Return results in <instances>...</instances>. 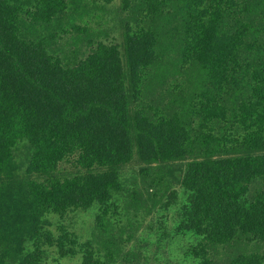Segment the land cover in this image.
<instances>
[{"label": "trees", "instance_id": "obj_1", "mask_svg": "<svg viewBox=\"0 0 264 264\" xmlns=\"http://www.w3.org/2000/svg\"><path fill=\"white\" fill-rule=\"evenodd\" d=\"M92 8L0 0V264L76 255L49 217L108 211L134 160L180 178L197 264H264V0H121L123 48L57 54Z\"/></svg>", "mask_w": 264, "mask_h": 264}, {"label": "rangeland", "instance_id": "obj_2", "mask_svg": "<svg viewBox=\"0 0 264 264\" xmlns=\"http://www.w3.org/2000/svg\"><path fill=\"white\" fill-rule=\"evenodd\" d=\"M95 1L100 9L92 8L97 27L93 38L80 37L75 45L74 37L64 36L56 44L57 54L72 56L76 50L84 54L97 36L123 48L121 0ZM30 157L28 142L20 141L15 158L22 174ZM179 180L166 170L134 160L123 170L124 191L115 196L108 211L95 206L49 217V231L67 250L77 247L78 253L63 258L51 248L45 264H83L85 254H92L98 264H197L193 249L199 238L183 228L188 194Z\"/></svg>", "mask_w": 264, "mask_h": 264}]
</instances>
